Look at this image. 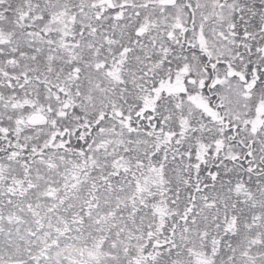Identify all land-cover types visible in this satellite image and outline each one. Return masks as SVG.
<instances>
[{"label":"snow or ice","instance_id":"obj_1","mask_svg":"<svg viewBox=\"0 0 264 264\" xmlns=\"http://www.w3.org/2000/svg\"><path fill=\"white\" fill-rule=\"evenodd\" d=\"M0 264H264V0H0Z\"/></svg>","mask_w":264,"mask_h":264}]
</instances>
